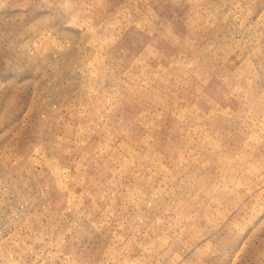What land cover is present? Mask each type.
Segmentation results:
<instances>
[{"label": "rangeland", "instance_id": "obj_1", "mask_svg": "<svg viewBox=\"0 0 264 264\" xmlns=\"http://www.w3.org/2000/svg\"><path fill=\"white\" fill-rule=\"evenodd\" d=\"M0 264H264V0H0Z\"/></svg>", "mask_w": 264, "mask_h": 264}]
</instances>
